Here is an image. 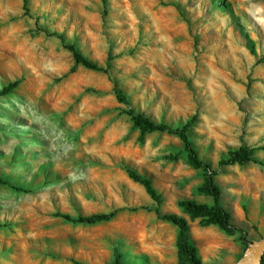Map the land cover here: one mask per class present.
I'll list each match as a JSON object with an SVG mask.
<instances>
[{
  "label": "rangeland",
  "instance_id": "374dc122",
  "mask_svg": "<svg viewBox=\"0 0 264 264\" xmlns=\"http://www.w3.org/2000/svg\"><path fill=\"white\" fill-rule=\"evenodd\" d=\"M51 33L111 63L137 110L193 120L212 167L177 134L137 125L109 74ZM15 80L0 95V264H186L179 227L128 167L188 220L202 264H237L264 238V0H0V90ZM241 145L259 162L220 163ZM209 180L234 228L179 205H213ZM95 213L114 216L73 219Z\"/></svg>",
  "mask_w": 264,
  "mask_h": 264
},
{
  "label": "trees",
  "instance_id": "16d2710c",
  "mask_svg": "<svg viewBox=\"0 0 264 264\" xmlns=\"http://www.w3.org/2000/svg\"><path fill=\"white\" fill-rule=\"evenodd\" d=\"M51 34L57 35L64 42L65 46L73 52L76 62L81 63L82 65L88 68L105 71L109 74L110 79L113 82V88L117 99L127 106V114L134 120L137 125H140L151 131H167L177 134L185 143V147L189 152L190 158L196 164L205 165L208 168L212 167L210 163L205 162L199 157L198 150L196 149L194 143L190 138L189 130L194 123L193 120H189L184 124L174 126L163 121L155 120L148 113L137 110L132 105L129 95L120 86L118 80L111 75V63H108L107 67H105L99 64L98 62L88 58L74 43L66 42L65 37L63 35L58 33ZM110 59H112V57H110ZM19 83L20 80H15L7 85H4L0 90V95L7 94ZM251 161L259 162L258 157L255 155V149L250 148L247 145H241L238 148L229 149L220 163L228 164L236 162L240 164H245ZM128 171L129 175L135 181L141 183L146 188L147 192L150 194L152 199L156 201L157 206L155 208V211L159 215V217L162 219H166L179 227L180 238L177 244L179 247V254L182 261H184L186 264H202V259L190 235V226L188 220L183 215L174 212H162L160 208L162 204V195L155 187L152 179L149 176L138 172L134 168L128 167ZM200 190L207 192L213 196V205L208 206L194 199H183L179 202V205L184 207L187 211H189L195 216H208L211 222L220 225L224 229L234 228V225L231 223L230 220V214L221 202L220 188L216 184H214L213 180H209L207 186L203 187ZM113 216L114 213H95L90 216H79L73 219L78 220L80 222L96 223L102 220H108ZM68 218L72 219L70 216H68ZM114 264L123 263H121L119 260H116ZM261 264H264V255Z\"/></svg>",
  "mask_w": 264,
  "mask_h": 264
},
{
  "label": "water",
  "instance_id": "95a60500",
  "mask_svg": "<svg viewBox=\"0 0 264 264\" xmlns=\"http://www.w3.org/2000/svg\"><path fill=\"white\" fill-rule=\"evenodd\" d=\"M247 251H250L249 254L246 252L237 264H261L264 254V238L253 244Z\"/></svg>",
  "mask_w": 264,
  "mask_h": 264
},
{
  "label": "bare ground",
  "instance_id": "6f19581e",
  "mask_svg": "<svg viewBox=\"0 0 264 264\" xmlns=\"http://www.w3.org/2000/svg\"><path fill=\"white\" fill-rule=\"evenodd\" d=\"M250 251H247V254H249Z\"/></svg>",
  "mask_w": 264,
  "mask_h": 264
}]
</instances>
